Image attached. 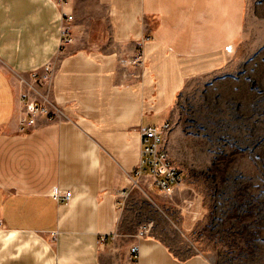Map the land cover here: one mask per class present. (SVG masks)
Instances as JSON below:
<instances>
[{
	"label": "crops",
	"instance_id": "1",
	"mask_svg": "<svg viewBox=\"0 0 264 264\" xmlns=\"http://www.w3.org/2000/svg\"><path fill=\"white\" fill-rule=\"evenodd\" d=\"M246 17L247 0H0V264H213L126 232L125 205L142 128L227 65ZM24 98L57 118L23 130Z\"/></svg>",
	"mask_w": 264,
	"mask_h": 264
},
{
	"label": "rangeland",
	"instance_id": "2",
	"mask_svg": "<svg viewBox=\"0 0 264 264\" xmlns=\"http://www.w3.org/2000/svg\"><path fill=\"white\" fill-rule=\"evenodd\" d=\"M169 120L168 147L184 182L164 195L141 178L126 201L124 230L152 224L180 256L264 264V0H247L231 60L191 79Z\"/></svg>",
	"mask_w": 264,
	"mask_h": 264
},
{
	"label": "built area",
	"instance_id": "3",
	"mask_svg": "<svg viewBox=\"0 0 264 264\" xmlns=\"http://www.w3.org/2000/svg\"><path fill=\"white\" fill-rule=\"evenodd\" d=\"M58 6H63L69 3V0H55ZM74 15L68 14L67 20H73ZM74 41L71 35L69 26L63 27L61 45H67ZM135 62L142 65L144 63L143 55L138 53L135 57ZM53 73V65L49 63L44 67V74L39 70L32 72L34 81L49 80ZM27 98V97H26ZM27 104L28 117L21 120L22 129L31 128L35 125L36 117L39 115H47L50 120L57 118L56 114H51L48 108L44 105H39L35 101L24 98ZM171 130V122L168 119L162 124H147L142 128L141 132V151L140 162L135 170L133 177L140 180L148 178L151 184L162 194L172 195L178 190L184 182L185 171L175 163L174 158L168 147V134ZM123 195H127L124 191ZM54 198L59 203H68L71 200L69 191L57 189L53 193ZM152 231V224L142 225L139 229L140 235H147ZM139 251L137 246L132 248V252Z\"/></svg>",
	"mask_w": 264,
	"mask_h": 264
}]
</instances>
